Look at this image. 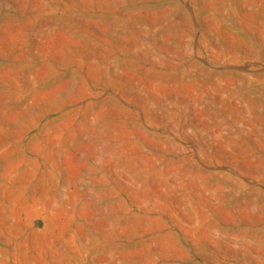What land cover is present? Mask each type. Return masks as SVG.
I'll return each mask as SVG.
<instances>
[{"label":"rangeland","instance_id":"1","mask_svg":"<svg viewBox=\"0 0 264 264\" xmlns=\"http://www.w3.org/2000/svg\"><path fill=\"white\" fill-rule=\"evenodd\" d=\"M0 264H264V0H0Z\"/></svg>","mask_w":264,"mask_h":264}]
</instances>
